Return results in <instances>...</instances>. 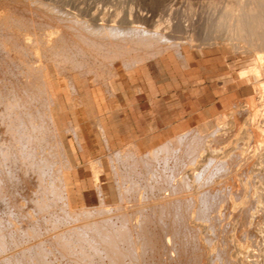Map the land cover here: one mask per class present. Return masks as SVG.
<instances>
[{
    "label": "rangeland",
    "instance_id": "obj_1",
    "mask_svg": "<svg viewBox=\"0 0 264 264\" xmlns=\"http://www.w3.org/2000/svg\"><path fill=\"white\" fill-rule=\"evenodd\" d=\"M25 1L21 0L19 6H26L27 2ZM42 1L44 3L47 1V5L48 1H50L49 3L55 5L56 8L59 7L58 9L65 8V12L68 10L72 12L76 11L81 17L88 16L87 18H90V14L95 13L99 22L112 23L116 19L121 25L126 23L127 25H125L128 28L138 29L139 26L141 31H136L141 36L138 35V38H136L137 33L135 34V31H130L131 34L127 30L118 31L114 38L119 43L125 41L126 38H131L130 36L133 34L132 37L134 38L132 39L138 40L139 42L145 38L143 40L144 44H141L143 46L135 45L139 49L142 48L140 49L141 51L144 50L147 52L149 50L150 52L148 51L146 58L142 60H138V58L134 59L130 55H125L124 58L121 57L123 58L121 60L120 57L112 60L107 55H104L106 54L104 51L97 53L92 48L80 42L83 47H86L88 52L82 66H73L70 61L80 58V54L76 49H72L69 52V56L71 54L70 59L66 55L68 54L67 50H62V48H58V52L57 49H54L47 51V53L45 52L43 55L39 53V56L35 57L33 54H26L24 49H19L20 47L23 48L24 45L20 47L17 45L18 48L16 47L15 50L20 55L16 54L17 52L15 50L7 47L12 45H4L6 42L2 44V40L5 41V37L8 34V30L4 26L2 27L3 31L0 30L2 32L0 33V53L3 51L0 54V60L2 59L1 57L6 62L7 59H12V62L15 64L17 62V65L14 66L15 64L10 63V61L4 63L1 60L0 62V96L7 95L4 99L2 98V101L0 99V104H2L0 105V121L2 120L3 122H0V148L3 149L2 152L0 150V175L2 177H0L2 179L0 183H3H1L2 185L0 184L2 187H0V229L5 231L4 233L2 232L5 239H0L2 241L0 245L3 244L4 246L3 242H5V249L0 246L2 247L0 248V252L4 253L0 255V259L3 258L2 261L0 260V264H9L8 262L13 264H28L30 261L29 264H44V260H48L46 261L47 264H113V259L116 257L115 253L117 254V252L120 253L121 251L123 252L118 254L117 257H121L122 259L116 257V264L119 261L120 264H128L129 262L131 264H264V241L259 243H251L248 241L250 239L249 236L253 233L261 239L264 238L263 153L259 157L256 156L250 167V170L252 169L254 173L250 181L257 186L258 196L262 197V201L259 202L260 207L257 210L258 212H255L256 223L252 224V226L246 224L243 227H239L236 225L239 221L237 219L239 214H236L241 210L231 211V208L228 209L229 197L228 188H226L224 191L226 195L223 192L225 196L223 195L222 198L219 196L214 197L211 199L212 206L210 209L203 210V212H207L206 214L204 213L203 220L205 219L209 225L207 224L204 233L203 231L199 232L197 230L198 225H196L195 221H199L200 219L196 217L197 212L193 209V204L188 199L190 192L192 193L195 190L197 184L190 176L189 170H195L199 166L200 161L197 160L198 158L199 160L200 158H205L204 174L210 172L212 181L234 180L236 182L235 189L237 192L240 191L238 192V194L240 193L239 196H242L244 192L248 191V198L250 197L251 186L248 184L249 186L247 187L245 184L248 172L246 173V169H244V156L236 155V147L238 146L250 154L256 152L257 149L258 152H262L260 150L261 148L255 149L254 145L256 143L254 144L253 139L248 137V123L244 119L247 115L248 108H250L248 105H251V101L258 108L264 100V94L261 93V88H259L261 87L260 83L243 81L240 78V74L243 70L249 68L264 67V0L240 1V3H243L240 4L242 5V9L240 8L241 11H239V14H242L239 20L242 33L234 32L235 23L232 25L230 22H234L235 19L232 20L230 18V20L228 17L230 22H227L224 11L218 10L224 9L225 5L230 3V1L239 2V0H214L215 2L213 0ZM248 2H253L254 4H249ZM47 5L41 4L38 1L34 4L32 2V7L38 6L36 7L38 10L45 7L46 11V16L43 14L45 12L43 9L41 12H37L38 14L36 15L38 18L36 15L34 17L35 24L40 20H45L44 18L49 20V17L55 16L54 12L52 13L53 15L50 13L52 10L50 11L49 9L50 12L48 11ZM1 10L3 11L2 5H0V13ZM246 11H250V15ZM253 11L254 13H252ZM222 15L226 20L224 22ZM26 24L28 27H33L29 23ZM23 25L22 27L19 26L21 28H18L19 31H17V28V32L15 30L13 31L20 34V31L24 28L28 29L24 23ZM155 25H160L161 30H166L171 36L165 35L166 33H164V35H156L154 37ZM70 30L69 32L72 34L71 32L73 31L72 29ZM146 32L145 37L144 33ZM127 34L128 37H126ZM2 35L5 36L2 37ZM97 35V33L91 34L93 38L96 36V39L101 40V37L99 38ZM175 42L182 45L185 54L189 57L188 59L179 56L180 53L177 50L180 47L179 44L175 45ZM167 44L172 46L164 50L159 47L166 46ZM4 47L5 49H3ZM6 47L11 51H7L8 49ZM143 47L146 48L144 49ZM158 47L161 49V52L160 50L158 51ZM52 51H56V55L59 53L60 55L57 57ZM8 52L11 58L9 56L7 57ZM151 52H154V54H151ZM21 54L23 59L27 55L26 60L28 59L30 64H38V62L40 63L42 60L44 61L53 55V62L56 63L57 58V62L61 66L66 62L64 64L67 68L60 67L61 69L64 68L60 70L63 73L61 72L60 74L58 65L56 66L53 62L55 69L49 73L52 77L46 72V79H50V87L53 93L52 97L51 94L49 95L39 87L41 81L39 78L42 77L41 73L36 72L32 77L24 73L26 66H22L21 63L19 64L20 61L16 60ZM46 54H49V56ZM133 54L135 53L133 52ZM3 55H6L5 57L7 59ZM29 55L31 58L33 57L32 59L34 61ZM15 56L17 57L16 59ZM59 56L63 57L61 58V60L63 59V63L59 61ZM13 59H15V62ZM28 62H25V64ZM18 64L20 67H18ZM93 64L95 65L92 66ZM90 65L97 72L95 70V72L90 71ZM114 66H117L116 68L120 67V70L117 71L115 68L113 71ZM23 67L24 70L21 69ZM94 73L97 75V78H94L96 83H87L88 77L93 76ZM116 76L119 79L118 82H115L117 80ZM71 77L76 80L78 94L76 91L74 92L73 86H70V80H67ZM32 78L36 86L30 84L28 88L31 89L28 90L26 86L29 82H33L29 81ZM10 81L13 86L10 84ZM1 87L4 88L3 90L6 89L8 91L5 90V93ZM10 90L15 92H10ZM31 90L35 93L32 94ZM16 101L19 102L16 103ZM12 102L13 104H18V106L14 105L15 107H13ZM235 102L240 103L239 107L234 108ZM50 106L55 116L54 120L51 116L52 113H49ZM19 115L20 117H18ZM233 120H236L237 127H234V123L232 124ZM215 133L219 135L217 134L218 136L215 137ZM205 134L207 136H204ZM208 146H213L219 155L227 149L230 150L228 157L229 165L218 167L214 160H209L208 158L211 156L209 155L210 150H208ZM200 150H203L202 156L198 155ZM34 151L37 153L35 154ZM118 155L119 157H117ZM168 159L169 161L166 162ZM142 161L145 162L142 163ZM28 162L31 163L29 164ZM169 170L172 171L171 174ZM144 171L145 173H143ZM197 171L200 172L202 170L198 168ZM57 180L60 182H57ZM54 182H56V186L60 183L57 186L58 189L53 185ZM47 190L54 191L49 192ZM242 191L243 193H241ZM67 194L70 196L66 197ZM167 196L183 197H181L182 201L174 202L173 205L171 203L164 210V208H160L161 202L159 204V201ZM224 197H227V200ZM221 200H224L225 205L222 210L220 208L222 204ZM205 205L207 206L206 203ZM84 209L86 210L84 211ZM136 210H138L137 213H135ZM71 211L77 214L78 218L77 216L75 218L78 221L80 220V223L84 219L83 217L81 221L82 216L90 215V217H93H88L89 219L85 217L83 221L88 226L87 229L84 225V229H87L85 232L89 231V233L87 232L85 234L84 229H82L83 234H85L82 236L83 238L80 234L82 233L80 229L83 224L81 225L75 221L76 219H73L75 215H72L74 213ZM81 211L82 216L79 215ZM119 211L122 214L126 211L130 212L128 214H130L131 218H128L129 221H126L125 225H119L123 223L121 221L122 217L118 216V214H121ZM191 211H195L196 214H189L192 213ZM132 214L136 215L132 217ZM139 214L142 216H139ZM105 215L110 216L112 220H110L111 224H109L110 222H103L104 224L99 226L94 223L95 221H101L99 218L103 217L100 216L105 217ZM139 217L141 220L145 219L143 220L145 224L143 226L141 225V227L139 225H133L135 219L140 221ZM91 219H94L93 223L98 228L92 223L88 225V222H92ZM170 220H173V222ZM56 223L57 227H55ZM75 225L76 227H74ZM79 225L81 226L78 227ZM120 226L126 227V230ZM72 227L75 230L78 229V232L80 231L78 235L80 234L81 241L77 237L78 242H76V233L73 232L75 231L74 229L72 231ZM237 227L240 228L238 232L235 229ZM91 228L92 230H90ZM69 229L70 231H68ZM108 229L109 232L111 231V233L116 234V237L114 236L115 238L113 240L110 239V241L106 239L104 242L100 237L103 235V237H110L109 235L111 234H108ZM119 229H124L125 234L128 233L127 237L125 234L124 236L122 234V238L119 237V233L121 234ZM35 230L38 233L33 234ZM127 230L130 231L128 232ZM98 231L100 235L96 233ZM56 232H59L58 235L62 236L58 238L59 240L53 235ZM70 232H72L71 236L69 234ZM90 232H93L96 239L98 238L100 240L95 244L92 242L97 249L92 246V243L87 241V239H90L89 236L93 235ZM236 233L244 240L242 244L237 243L233 239L236 237ZM198 234H203L201 235L203 236L202 239H200L201 236ZM9 235L11 239H9ZM37 235L39 236L37 237ZM66 235H68V238L70 236L69 239L71 242H66ZM133 235L135 238H133ZM62 238L66 243L60 241ZM84 238L86 241H82ZM40 239H43L42 242ZM129 239L131 241L133 239L134 241L128 242L130 241ZM150 239L152 246L150 245ZM13 240L17 244L15 249H13L15 244L11 243ZM142 240L147 242L144 243ZM6 241L11 246H7ZM36 241L41 245L40 248L46 245L44 249L42 248L43 252L41 251L44 254L46 250V254L44 256L38 252L39 255H36L35 261L33 254L40 250H38L39 245H36ZM102 242L105 244H102ZM24 243L26 245H23ZM107 243L115 246V249L114 247L110 249L109 246L112 245ZM143 243L145 244L144 246H142ZM20 244L23 247L20 250L24 251L23 256H26L25 254H27L29 245L28 254H31L29 256L30 258L33 257V260L29 258L28 254V258L22 257V252L18 249V247L20 249L22 248ZM62 244H67L68 246L64 245L63 247ZM90 244L91 246L88 247ZM36 246L38 247L36 248ZM33 251L34 253H32ZM7 254L9 255L7 256ZM42 255L45 258H43L44 260H41ZM5 257L9 258V261ZM38 257L40 260H38ZM135 260L137 263H135Z\"/></svg>",
    "mask_w": 264,
    "mask_h": 264
},
{
    "label": "bare ground",
    "instance_id": "obj_2",
    "mask_svg": "<svg viewBox=\"0 0 264 264\" xmlns=\"http://www.w3.org/2000/svg\"><path fill=\"white\" fill-rule=\"evenodd\" d=\"M25 1V0H24ZM36 1H38V2H40L41 4H46L47 5V1H46V3H44L42 0H32V1H25V2H27L26 3V6H24V7H20L19 6V4L21 3V0H0V5H2V8H3V11L1 10V13H0V30L1 31H3L2 30V27L4 26L7 30H8V34L6 33V31H5V33L7 34V36L5 37L6 39H5V41L4 40H2V44H3V42H6V43H4V45H12V46H7V47H10L9 49H12V50H15V48L17 47V45H18V47H20L21 45H24L23 46V48L22 47H20L19 49H24V51H25V53L26 54H33V55H35V57L36 56H39V53L41 54V55H43L45 52L47 53V51H51V50H54V49H57V52H58V48H62V50H67V53L68 54H66L67 56H68V58L70 59V56H71V54H70V56H69V52H71V50L72 49H76L77 51H78V53L80 54V58H78V60H74V59H72L71 61H70V63H72V65L74 66V65H77V66H82V63H83V61H85V56L87 55V49H86V47H83L82 45H81V43H84L87 47H90V48H92V50H94V51H96L97 53L98 52H105L106 54H104V55H107L110 59H117V58H119L120 57V60L121 59H123L124 58V56L125 55H130V57L132 56V58H134V59H137L138 58V60H142V59H144V58H146V54L148 53V51L147 52H145L144 50H140V49H142V48H138L137 47V45H135V44H138V46H143V45H141V44H144L143 43V40L145 39V38H143L144 36H145V34H147V32L146 33H144V36L142 37L143 39H141L142 41L141 42H139L138 40H135V39H132V38H134V37H132V36H130L131 38H126V37H128V34L126 35V40L125 41H123V42H118L117 40H115V35L117 34V32L118 31H124V30H127V31H135V34L137 33V37L136 38H138L139 36H141V35H139L138 34V30H140L139 28V26H138V29L137 28H128L125 24H123V25H121L120 24V22L118 23L117 22V20L115 19V20H113L114 22H112V23H107V22H103V21H101V22H99L98 21V17H97V15L95 14V13H92V14H90L89 16H90V18H87V17H81L80 16V14H78L76 11L75 12H72L71 10L69 11L68 9H66V10H68V11H64V9H58L59 7H57L56 8V6L55 5H52V3H49L50 1H48V5H47V8H48V11H49V9H50V11L52 10V12H50L51 14L54 12L55 13V16L53 17H49V20L47 19V18H44L45 20H40L39 22H37L36 24H37V26H35L36 24H35V20H34V17H35V15L36 14H38L39 12L38 11H40L41 12V10L43 9L44 11H45V7L44 8H42V9H37L36 7H38V6H36V7H32L31 5H32V2H33V4L36 2ZM240 1H242V0H239V2H236V1H230V3H227L226 5H225V7H224V9H218V10H221V11H224V16H225V18H227V22H230V20L232 19V20H234L235 19V21L234 22H230V23H232V25H233V23H235V29H234V32H238V33H242V29H241V26H240V24H239V20H240V18H241V16H242V14L240 15L239 14V11H241V7H242V5H240V4H243V3H240ZM252 1V0H251ZM213 2H215L214 0H213ZM244 2V1H243ZM256 2V1H255ZM28 3H31V4H29L28 5ZM249 4L251 3V2H248ZM248 3H246V4H248ZM253 3V2H252ZM251 3V4H252ZM51 4V5H50ZM54 4V3H53ZM212 4H214V3H212ZM245 4V3H244ZM254 4V3H253ZM23 5H25V4H23ZM244 6V5H243ZM4 7H5V9H4ZM246 7H247V5H246ZM261 7V6H260ZM61 8V7H60ZM241 8V9H240ZM250 8V7H249ZM216 9V8H215ZM240 9V10H239ZM249 10V9H248ZM64 11V12H63ZM250 11H251V9H250ZM249 11V12H250ZM38 12V13H37ZM43 12V11H42ZM118 12V11H117ZM249 15H250V13L248 12V11H246ZM28 13V14H27ZM50 13H49V15H50ZM88 13V12H87ZM139 13V12H138ZM219 13V12H218ZM246 13V14H247ZM252 13H254V11L252 12ZM41 14V13H40ZM40 14H39V16H40ZM45 16H46V11L43 13ZM48 14V13H47ZM245 14V13H244ZM243 14V15H244ZM53 15V14H52ZM117 15V14H116ZM248 15V16H249ZM51 16V15H50ZM223 16V15H222ZM224 16H223V18H224ZM246 16V15H245ZM36 17H37V15H36ZM41 17H43L42 15H41ZM48 17V16H47ZM146 17V16H145ZM228 17H229V19H228ZM38 18V17H37ZM36 18V19H37ZM225 18L223 19V22H224V20H225ZM39 19H41L40 17H39ZM47 19V20H46ZM103 19V18H102ZM229 20V21H228ZM38 21V20H37ZM226 21V20H225ZM117 22V23H116ZM227 22H226V24H227ZM23 23L26 25V27H28L27 26V24L26 23H29V24H31L33 27H28V29H26V28H24L23 30H21L20 31V34H17L16 32L17 31H19V29H21V28H19V26L20 27H22V25H23ZM222 23V22H221ZM157 24V23H156ZM159 24V23H158ZM2 25V26H1ZM30 25V26H31ZM231 25V24H230ZM121 26V27H120ZM125 26V27H124ZM23 27H25L24 25H23ZM132 27V26H131ZM155 27H156V29H155V31H154V37H156V35H164V33H166L165 35H169L167 32H166V30L165 31H162L161 30V28H160V25H155ZM167 27H169V26H167ZM16 28L18 29L17 31H16ZM125 28H127V29H125ZM142 28V27H141ZM144 28V27H143ZM70 29H72V31L73 32H71L72 34H70V32H69V30ZM13 30H15L16 32H14ZM137 30V31H136ZM0 31V33H2ZM71 31V30H70ZM141 31V30H140ZM139 31V32H140ZM128 32V33H129ZM130 32V33H131ZM152 32V31H151ZM95 34V33H97L98 35L97 36H99V38L101 37V40L100 39H96V36H95V38H93L92 36H91V34ZM163 33V34H162ZM5 34V35H6ZM132 34V33H131ZM150 34V33H149ZM5 35H2V37L3 36H5ZM72 35V36H71ZM139 35V36H138ZM150 35H153V34H150ZM157 36V37H158ZM169 36H171V35H169ZM0 37H1V35H0ZM146 37V36H145ZM98 38V37H97ZM121 38V37H120ZM151 38V37H150ZM161 38V37H160ZM4 39V38H3ZM128 39V40H127ZM156 39V38H155ZM158 39V38H157ZM161 40V39H160ZM1 41V40H0ZM136 41H137V43H136ZM156 41H159V40H156ZM168 41V40H167ZM257 41V40H256ZM81 42V43H80ZM150 42V41H149ZM148 42V43H149ZM145 43H147V42H145ZM151 43V42H150ZM172 43V42H171ZM170 43V44H171ZM176 43V42H175ZM170 44H167L166 46H159L160 48H162L163 50L164 49H166V48H170L172 45H170ZM179 43H176L175 45H178ZM3 45V46H4ZM13 45H15L14 46V48H13ZM2 46V45H1ZM152 46V45H151ZM258 46V45H257ZM6 47V48H7ZM12 47V48H11ZM17 47V48H18ZM137 47V48H136ZM153 47V46H152ZM156 47V46H155ZM158 47V51L160 50V52H161V49ZM179 47L180 48H178V50H177V52L178 53H180L179 54V56L180 57H184V59L186 58V59H188L189 57L185 54V52H184V48L182 47V45H180L179 44ZM144 48V47H143ZM146 48V47H145ZM144 48V49H145ZM149 48V47H148ZM2 49V48H1ZM3 49H5V47L3 48ZM8 49V48H7ZM9 49L7 50V51H9ZM153 49V48H152ZM147 50V49H146ZM155 50V49H154ZM162 50V51H163ZM3 51V50H2ZM2 51H1V53H2ZM6 51V50H5ZM11 51V50H10ZM9 51V52H10ZM135 53V54H133V52ZM140 51H141V53H140ZM144 51V52H143ZM155 51H157V50H155ZM7 53V57L9 56H11V55H8V54H10V53ZM15 52H17L16 50H15ZM53 53H54V55H56L57 54V52L55 53L54 51H52ZM51 52V53H52ZM60 52V51H59ZM131 52H132V54H131ZM150 52V51H149ZM159 52V53H160ZM0 53V54H1ZM21 53V52H20ZM137 53H138V55H137ZM158 53V52H157ZM11 54H13V52H11ZM16 54H19L18 52L16 53ZM23 54V53H22ZM22 54H21V56L20 57H18V59H16L17 57L15 56V59L16 60H18V61H20L19 62V64L21 63L22 64V66L24 65V66H26L25 67V70H24V67L23 68H21L22 70H24V73L26 74V75H29L30 77H32L34 74H36V72H38V73H41L42 74V77L41 78H39V80L41 79V81H40V89L42 88L43 90H45L49 95L51 94V97L53 96V93H52V88L50 87V79L48 80V79H46V72L48 73V75H49V73L53 70V69H55V64H56V66L57 67H59V71L60 70H63L64 68H60V67H66V62H64L63 63V59L61 60V58H63V57H60L59 58V61L61 62L62 61V65L63 66H61V65H59V63L57 62L58 61V58L55 60L56 61V63L55 62H53L54 61V55L53 56H50V57H52L51 59H49V58H47V59H49V60H42L40 63L38 62V64H33V63H31L30 64V62H28V59L26 60V57H27V55H25V58L23 59L22 58ZM76 54V53H75ZM100 54V53H99ZM141 54V55H140ZM143 54H145V55H143ZM151 54H154V52H151ZM20 55V54H19ZM18 55V56H19ZM46 55H48L49 56V54H46ZM58 55H60V53L58 54ZM58 55H56L57 57H58ZM65 55V56H66ZM4 56V55H3ZM6 56V55H5ZM4 56V57H5ZM13 56V55H12ZM30 56V55H29ZM48 56H46V57H48ZM91 56V55H90ZM139 56H141V58H139ZM154 56V55H153ZM257 56H258V54H257ZM41 57H43V56H41ZM44 57H45V55H44ZM43 57V58H44ZM94 57V56H93ZM121 57H123V58H121ZM258 57H261V56H258ZM2 59L1 60H3V57H1ZM6 58V57H5ZM11 58V57H10ZM14 58V57H13ZM30 58H31V56H30ZM33 58V57H32ZM31 58V59H32ZM76 58V57H75ZM7 59V58H6ZM15 59H13L14 60V62H15ZM38 59H39V57H38ZM53 59V60H52ZM261 59H262V57H261ZM1 60H0V62H1ZM33 60V59H32ZM32 60H30L31 62H32ZM10 61V63H12V64H15V63H13L12 62V59L10 60V59H7V62H9ZM34 61V60H33ZM64 61H65V59H64ZM110 61V60H109ZM124 61H125V59H124ZM128 61H130V60H128ZM262 61V60H261ZM264 61V60H263ZM3 62L5 63L6 61H4L3 60ZM6 62V63H7ZM24 64H23V63ZM25 62H28L27 64H25ZM55 63V64H53V63ZM131 62V61H130ZM110 63V62H109ZM11 64V65H12ZM18 64V65H19ZM1 65H2V63H1ZM4 65V64H3ZM17 65V62H16V64L14 65V66H16ZM65 65V66H64ZM95 64H93L92 66H94ZM120 65V64H119ZM8 66H10V65H8ZM21 66V67H22ZM68 66V65H67ZM76 66V67H77ZM91 66V65H90ZM90 67V71H94L95 69H94V67ZM118 66V65H117ZM117 66H114L113 68V71L115 70V68L117 67ZM126 66V65H125ZM11 67V66H10ZM18 67H20V65L18 66ZM75 67V68H76ZM6 68H8V67H6ZM5 68V69H6ZM12 68V67H11ZM14 68H16V67H14ZM67 68V67H66ZM93 70H92V69ZM74 69V68H73ZM7 70H9V68L7 69ZM12 70V69H11ZM20 70V69H19ZM102 70V69H101ZM116 70L117 71H119L120 70V67L119 68H116ZM90 71H87V72H90ZM96 71V70H95ZM94 71V72H95ZM117 71H116V73H117ZM20 72H21V70H20ZM19 72V73H20ZM53 72V71H52ZM61 72L62 71H60V74H61ZM66 72H67V70H66ZM97 72V71H96ZM23 73V72H22ZM63 73V72H62ZM115 72H114V74H116ZM120 73H121V71H120ZM18 74V73H17ZM112 74V73H111ZM19 75H21V74H19ZM24 75V74H23ZM55 75V74H54ZM96 75V73H94L93 74V76H89L88 77V81H87V83H90V84H95L96 83V81L94 80V78H97V75ZM49 76H51L52 77V75H49ZM26 77V76H25ZM119 77V76H118ZM7 78V77H6ZM6 78H4V79H6ZM56 78H57V76H56ZM240 78L244 81V80H246L248 83L249 82H253V83H260V85H261V87H259V88H261V93H263L264 94V67H261V66H258V68H249V69H247V70H243L242 72H241V74H240ZM7 79H9V78H7ZM115 79V78H114ZM116 79H117V76H116ZM35 80V79H34ZM67 80H70V83H71V87L73 86V88H74V92L76 91V93L78 94V89H77V85H76V80L74 79V78H70V79H67ZM118 80L119 79H117L115 82H118ZM29 81H33V78H32V80H29ZM24 82H25V80H24ZM112 83H113V81H111ZM26 83V82H25ZM32 83H34V84H32ZM70 83H68V84H70ZM239 83V82H238ZM10 84H11V81H10ZM34 85V86H36V83H35V81H33V82H29L28 84H27V88H28V85ZM55 84V83H54ZM117 84V83H116ZM1 85V84H0ZM12 85V84H11ZM14 85H15V83H14ZM38 85V84H37ZM59 85V84H58ZM81 85V84H80ZM259 85V86H260ZM13 86V85H12ZM25 86V85H24ZM23 86V87H24ZM57 86V85H56ZM105 86V85H104ZM253 87H255V86H253ZM257 87V86H256ZM2 88V87H1ZM25 88V87H24ZM258 88V89H259ZM4 88H2V91H5V90H3ZM16 89H17V87H16ZM16 89H15V91H16ZM26 89V88H25ZM31 89V88H30ZM29 88H28V90H30ZM14 90V89H13ZM13 90H10V92H15V91H13ZM6 91H8V90H6ZM6 91H5V93H6ZM32 92V94H34L33 93V90H31ZM42 91V90H41ZM54 91V90H53ZM17 92V91H16ZM26 92H28L27 90H26ZM3 93V92H2ZM4 93V94H5ZM24 93V92H23ZM76 93H74L75 95H76ZM3 94V95H4ZM27 94V93H26ZM26 94H25V96H26ZM2 95V96H3ZM29 95H30V92H29ZM29 95H27V97H29ZM17 96V95H16ZM15 96V97H16ZM32 96V95H31ZM38 96V95H37ZM77 96V95H76ZM5 97H7V95L5 94V96H3V97H1L0 96V99H1V101H2V98L4 99ZM9 97V96H8ZM20 97H22V96H20ZM35 97V96H34ZM17 99V98H16ZM15 99V100H16ZM21 99V98H20ZM35 99V98H34ZM79 99V98H78ZM77 99V100H78ZM264 99V98H263ZM76 100V101H77ZM24 101V100H23ZM15 102V101H14ZM19 101H16V103H18ZM32 102V101H31ZM81 102V101H80ZM56 103V102H55ZM12 104H13V102H12ZM24 104V103H23ZM251 105H248V106H250V108H248V111H247V115H246V117H245V119L244 120H246L247 121V123H248V129H247V135H248V137L249 138H252L253 140V143L255 144L256 143V145H254V147H255V149L256 148H261L260 150H262V152H258V149L256 150V152H254L253 154H250V153H246L245 151H244V149H242V148H240V147H236V155L238 154V155H242V156H244V169H246V173L248 172V174H247V180H245V184H246V186L248 187L249 185L248 184H250V186H251V190H250V197L248 198V191L247 192H244V194H242V196H239V194H238V192H240V191H238L237 192V190L235 189V181L233 180V181H227V180H225V181H221V180H219L218 182H214V181H212L211 180V174H210V172H208V173H205L204 174V168H205V163H204V161H205V158L204 159H201L200 158V160H199V158L197 159L198 161H200V164H199V166L197 167V168H195V170L194 169H192V170H189L190 172H189V174H190V176L196 181V188H195V190L191 193L190 192V196L188 197V199L190 200V202H192V204H193V209H195L196 210V212H197V214H196V212L195 211H191L192 213H189V214H196L197 216L196 217H199V221H195V223H196V225H198V229L197 230H199V232H202L203 231V233H204V231H205V229H206V227H207V224L208 223H206V220L204 219L203 220V218H204V215L207 213L206 211L205 212H203V210H208V209H210V207L212 206V201H211V199H213L214 197H216V196H219L220 198H222L223 197V195L225 194V189L226 188H228V199H229V205L227 206L228 207V209L229 208H231V211L232 210H237V211H239V210H241L239 213H237L236 215H238V217H237V219L239 220L238 222H237V224L236 225H238L239 227L241 226V227H243V226H245L246 224H248L249 226L251 225L252 226V224H255L256 223V215H255V212H258L257 210H258V208L260 207V205H259V202H261L262 200H261V196H258V189H257V186L255 185V184H253L251 181H250V178L253 176V170L251 169L250 170V167L252 166V164H253V162H254V160H255V158H256V156H261L262 155V153H263V155H264V100H263V102H261L260 103V105L261 106H259L258 108H257V106H255L254 105V103L251 101V103H250ZM256 104V103H255ZM0 105H2V104H0ZM4 105V104H3ZM14 105H17L18 106V104H13V107H15ZM50 105V104H49ZM239 105H240V103L238 102H235L234 103V108L236 107H239ZM12 106V105H11ZM5 107V106H4ZM19 107H20V105H19ZM256 107V108H255ZM261 107V108H260ZM6 108V107H5ZM37 108V107H36ZM4 109V108H3ZM2 109V110H3ZM12 109V108H11ZM33 109V108H32ZM8 110V109H7ZM14 110V109H13ZM17 110V109H16ZM34 110V109H33ZM18 111V110H17ZM16 111V112H17ZM28 111V110H27ZM22 113V112H21ZM49 113H52L51 114V116H52V119L54 120V118H55V116H54V114H53V110L51 109V106L49 107ZM2 114V113H1ZM16 114V113H15ZM17 114H19L18 112H17ZM37 114V113H36ZM22 115V114H21ZM35 115V114H34ZM42 115V114H41ZM18 117H20V115L18 116ZM22 117V116H21ZM41 118V117H40ZM29 119V118H28ZM39 120V119H38ZM49 120V119H48ZM32 121V120H31ZM40 121V120H39ZM43 121V120H42ZM0 122H2V120L0 121ZM30 122V121H29ZM41 122V121H40ZM245 122V121H244ZM3 123V122H2ZM34 123V122H33ZM43 123V122H42ZM234 123V127L236 126L237 127V122H236V120H233L232 121V124ZM28 124V123H27ZM226 124V123H225ZM74 125V124H73ZM15 126V125H14ZM17 126V125H16ZM19 126V125H18ZM40 126H42V125H40ZM232 126V125H231ZM37 127V126H36ZM26 128V127H25ZM232 128V127H231ZM8 129V128H7ZM15 130V129H14ZM13 130V131H14ZM28 130V129H27ZM216 130V129H215ZM215 130H213V131H215ZM18 131V130H17ZM48 131V130H47ZM32 132V131H31ZM37 132V131H36ZM40 132V131H39ZM189 132V131H188ZM10 133V132H9ZM15 133V132H14ZM193 133V132H192ZM28 134V133H27ZM27 134H25V135H27ZM34 134V133H33ZM105 134V133H104ZM188 134V133H187ZM186 134V135H187ZM218 134V133H217ZM216 133L214 134L215 135V137L216 136H218ZM226 134V133H225ZM22 135V134H21ZM39 135H41V134H39ZM24 136V135H23ZM204 136H207L206 134L204 135ZM193 137V136H192ZM220 137V136H219ZM25 138V137H24ZM30 138V137H29ZM28 138V139H29ZM105 138H107V137H105ZM176 138H177V136H176ZM185 138V137H184ZM22 139V138H21ZM27 139V138H26ZM31 139H33V138H31ZM206 139V138H205ZM19 140H20V138H19ZM221 140V139H220ZM233 140V139H232ZM15 141H17V140H15ZM23 141V140H22ZM26 141V140H25ZM29 141V140H28ZM184 141V140H183ZM11 142V141H10ZM185 142H187V141H185ZM3 143V142H2ZM59 143V142H58ZM182 143V142H181ZM0 144H1V142H0ZM22 144V143H21ZM20 144V145H21ZM8 145V144H7ZM25 145V144H24ZM134 145V144H133ZM23 146V145H22ZM171 146V145H170ZM13 147V146H12ZM29 147V146H28ZM10 148V147H9ZM20 148V147H19ZM33 148V147H32ZM48 148V147H47ZM168 148V147H167ZM208 148V150H210V158H208L209 160H214L215 161V163H217V166L219 167V166H222L223 167V165H229V161H228V157H229V152H230V150H226V151H224L223 153H220L221 155H219V154H217V152L215 151V148L213 147V146H208L207 147ZM39 149V148H38ZM0 150H1V152H2V148H0ZM36 150V149H35ZM123 150V149H122ZM43 151V150H42ZM117 151V150H116ZM8 152V151H7ZM35 152V151H34ZM54 152V151H53ZM56 152H58V151H56ZM134 152V151H133ZM186 152V151H185ZM190 152V151H189ZM37 152H35V154H36ZM115 153V152H114ZM159 153H162V152H159ZM202 153H203V150H200L199 151V156H202ZM260 153V154H259ZM11 154V153H10ZM132 154V153H131ZM135 154V153H134ZM2 155V154H1ZM5 155V154H4ZM125 155V154H124ZM127 155V154H126ZM8 156V155H7ZM21 156H22V154H21ZM53 156V155H52ZM6 157V156H5ZM35 157V156H34ZM39 157V156H38ZM50 157H51V154H50ZM49 157V158H50ZM117 157H119V155L117 156ZM122 157V156H121ZM131 157V156H130ZM138 157V156H137ZM162 157V156H161ZM22 158V157H21ZM20 158V159H21ZM128 158V157H127ZM132 158V157H131ZM160 158V157H159ZM1 159V158H0ZM53 159V158H52ZM64 159V158H63ZM119 159V158H118ZM163 159H165V158H163ZM23 160H24V158H23ZM41 160V159H40ZM127 160V159H126ZM164 161V160H163ZM169 161V159L166 161V162H168ZM21 162H23V161H21ZM38 162H39V160H38ZM41 162V161H40ZM49 162V161H48ZM97 162V161H96ZM116 162V161H115ZM127 162H128V160H127ZM126 162V163H127ZM138 162V161H137ZM140 162V161H139ZM143 162H145V161H142V163ZM1 163V162H0ZM29 164L31 163V162H28ZM44 163V162H43ZM51 163V162H50ZM141 163V164H142ZM10 164V163H9ZM12 164V163H11ZM24 164V163H23ZM39 164V163H38ZM41 164V163H40ZM100 164V163H99ZM117 164V163H116ZM135 164V163H134ZM7 165V164H6ZM35 165H37V164H35ZM157 165V164H156ZM164 165V164H163ZM171 165V164H170ZM1 167V166H0ZM5 167V166H4ZM30 167V166H29ZM35 167V166H34ZM65 167V166H64ZM146 167V166H145ZM183 167V166H182ZM129 168V167H128ZM198 168H200L202 171H197V169ZM131 169H133V168H131ZM154 169V168H153ZM178 169V168H177ZM176 169V170H177ZM230 169V168H229ZM127 170V169H126ZM125 170V171H126ZM173 170V169H172ZM36 171V170H35ZM59 171H60V169H59ZM135 171V170H134ZM170 171V170H169ZM179 171V170H178ZM132 172V171H131ZM171 172L172 171H170V174H171ZM184 172V171H183ZM186 172V171H185ZM41 173V172H40ZM53 173V172H52ZM120 173V172H119ZM130 173V172H129ZM143 173H145V171L143 172ZM179 173V172H178ZM187 173V172H186ZM117 174V173H116ZM121 174V173H120ZM49 175V174H48ZM95 175V174H94ZM123 175V174H122ZM175 175V174H174ZM173 175V176H174ZM188 175V174H187ZM129 176V175H128ZM217 176V175H216ZM262 176L264 177V171H263V173H262ZM0 177H1V175H0ZM46 177V176H45ZM49 177V176H48ZM64 177V176H63ZM123 177V176H122ZM183 177V176H182ZM2 178V177H1ZM50 178V177H49ZM66 178H67V176H66ZM129 179V178H128ZM0 180H2V179H0ZM53 180L55 181V179L53 178ZM62 180V179H61ZM66 180V179H65ZM64 180V181H65ZM132 180V179H131ZM130 180V181H131ZM217 180V179H216ZM52 181V180H51ZM59 180H57V182H58ZM63 181V180H62ZM69 181H71L70 179H69ZM60 182V181H59ZM121 182V181H120ZM2 183V182H1ZM0 183V184H1ZM46 183V182H45ZM44 183V184H45ZM55 183L56 182H54L53 183V185H55ZM69 183H71V182H69ZM68 183V184H69ZM3 184V183H2ZM1 184V185H2ZM48 184V183H47ZM59 184L60 183H58V185L57 186H59ZM65 184H66V182H65ZM65 184H63V185H65ZM176 184V183H175ZM1 185H0V187H1ZM52 185V184H51ZM71 185V184H70ZM45 186V185H44ZM49 186V185H48ZM56 185H55V187H56V189H58V187H57ZM66 186V185H65ZM181 186V185H180ZM50 187V186H49ZM61 188H62V186H60ZM164 187V186H163ZM170 187V186H169ZM183 187V186H182ZM2 188V187H1ZM44 188V187H43ZM46 188V187H45ZM51 188H52V186H51ZM50 188V189H51ZM66 188V187H65ZM121 188V187H120ZM124 188V187H123ZM42 189V188H41ZM49 189V188H48ZM55 189V188H54ZM136 189V188H135ZM178 189V188H177ZM245 189V188H244ZM43 190V189H42ZM63 190H65V189H63ZM69 190V189H68ZM67 190V191H68ZM123 190V189H122ZM170 190V189H169ZM240 190V189H239ZM243 190V189H242ZM47 191H49V190H47ZM50 191H54V190H50ZM49 191V192H50ZM56 191H58V190H56ZM60 191H62V190H60ZM219 191H221V192H219ZM66 192V191H65ZM69 192V191H68ZM67 192V193H68ZM138 192V191H137ZM172 192V191H171ZM223 192H224V194H223ZM46 193V192H45ZM127 193V192H126ZM170 193V192H169ZM215 193H217V194H215ZM241 193H243V191L241 192ZM42 194V193H41ZM55 194V193H54ZM70 194V193H69ZM69 194H67L66 195V197H69L70 195ZM142 194V193H141ZM176 195H178V194H176ZM226 195V194H225ZM224 195V196H225ZM180 196H178V197H165V198H163V200H161V201H159V204H160V202H161V205H160V208H164V210H165V208L167 209V207L172 203V205H173V203L174 202H178L179 200L180 201H182V199H181V197H183V196H181L180 198H179ZM41 198V197H40ZM64 198H65V196H64ZM71 198V197H70ZM224 198H226V200H227V197H224ZM45 199V198H44ZM120 199H121V197H120ZM36 200V199H35ZM40 200H42V199H40ZM47 200V199H46ZM69 200H71V199H69ZM225 200V199H224ZM224 200H221V202H222V204H221V210L223 209V207L225 206L224 205ZM67 201H68V199H67ZM188 201V200H187ZM211 201V202H210ZM216 201V200H215ZM68 202H70V201H68ZM42 203V202H41ZM187 203H189V202H187ZM205 203L207 204V206L205 205ZM208 203H210L209 205H208ZM192 204H190V205H192ZM102 205V204H101ZM118 205V204H117ZM186 205V204H185ZM150 206V205H149ZM93 207V206H92ZM118 207V206H117ZM120 207V206H119ZM137 208V207H136ZM175 208V207H174ZM86 209H88V208H86ZM86 209H84V211L86 210ZM120 209H121V207H120ZM161 209V210H162ZM169 209V208H168ZM190 209H192V207H190ZM192 209V210H193ZM39 210H42V209H39ZM63 210V209H62ZM70 210H71V206H70ZM129 210V209H128ZM157 210V209H156ZM160 210V211H161ZM83 211V210H82ZM82 211H81V214H79L80 216H82ZM97 211V210H96ZM95 211V212H96ZM100 211V210H99ZM137 211L138 210H136V212L135 213H137ZM67 212V211H66ZM72 212V211H71ZM87 213H88V211H86ZM101 212V211H100ZM102 212H103V210H102ZM120 212V211H119ZM127 212V211H126ZM124 213V214H122L121 212V214L119 215L118 213H116V214H118V216H121L122 218H123V220H122V218H121V221H123V223H121V224H119V225H125V222L126 221H129L128 220V218L130 217V214H128V213H130V212H127V213ZM141 212V211H140ZM195 212V213H194ZM34 213V212H33ZM72 213H74V214H72V215H75V216H73L74 218L73 219H76L75 217L77 216V214H75V212H72ZM87 213H85V214H87ZM97 213H99V212H97ZM96 213V214H97ZM132 213H134V212H132ZM205 213V214H204ZM264 213V212H263ZM63 214V213H62ZM69 214H71V213H69ZM89 214V213H88ZM158 214V213H157ZM160 214H161V212H160ZM163 214V213H162ZM181 214V213H180ZM55 215V214H54ZM67 215V214H66ZM71 215V216H72ZM99 215V214H98ZM108 215V214H107ZM136 215V214H135ZM134 214H132V217L133 216H135ZM141 214H139V216H140ZM165 215V214H164ZM70 216V215H69ZM68 216V217H69ZM79 216V217H80ZM138 216V215H137ZM142 216V215H141ZM145 216V215H144ZM149 216V215H148ZM147 216V217H148ZM260 216V215H259ZM59 217V216H58ZM65 217V216H64ZM83 217H84V219H83ZM85 217H90V215H85V216H82V218H81V221H82V219H83V221L85 220ZM100 217H103V218H99V217H97V218H99L101 221H93L92 219V222L90 221V222H88V225H90L91 223L93 224V225H95L96 226V224H98L99 226H101L102 224H104L103 222H105V223H107V222H110V220H111V218H110V216H106L105 215V217L104 216H100ZM167 217H168V215H167ZM173 217V216H172ZM171 217V218H172ZM194 217V216H193ZM192 217V218H193ZM195 217V218H196ZM1 218V217H0ZM77 218H78V216H77ZM90 218H93V217H90ZM96 218V219H97ZM131 218V217H130ZM135 218V217H134ZM161 218V217H160ZM163 218H164V216H163ZM170 218V219H171ZM174 218V217H173ZM191 218V219H192ZM89 219V218H88ZM98 219V220H99ZM148 219V218H147ZM191 219H189V220H191ZM72 220V219H71ZM133 220V219H132ZM139 220L140 221H137L136 219L134 220V223H133V225H135V226H137V225H139L140 227H141V225L143 226V224H145V222L143 221V220H145V219H140V217H139ZM163 220V219H162ZM188 220V221H189ZM194 220H197V219H194ZM263 220H264V218H263ZM49 221V220H48ZM64 221V220H63ZM74 221V220H73ZM75 221H77V222H79V224H83V226L81 227V231H82V233H80V231L78 232V229H74L73 227L71 228L72 229V231H73V229L75 230V231H73V232H75L76 234V236H75V239L77 240V237H78V240L79 241H81V239H80V234H81V237L83 236V235H85L87 232L89 233V231H86L85 232V230H87L88 229V226H86L87 225V223L86 222H84L83 223V221H82V223H80V220L78 221L77 219L75 220ZM74 221V223L77 225V223ZM112 221V220H111ZM115 221V220H114ZM131 221V220H130ZM164 221V220H163ZM171 221V220H170ZM192 221V220H191ZM56 222V221H55ZM65 222V221H64ZM96 223V224H94V223ZM133 222V221H132ZM132 222H130V223H132ZM171 222H173V220L171 221ZM85 223H86V225H85ZM90 223V224H89ZM169 223V222H168ZM195 223H193V224H195ZM66 224V223H65ZM64 224V225H65ZM109 224H111V222L109 223ZM114 224V223H113ZM163 224V223H162ZM257 224H258V222H257ZM57 225V223L55 224V227H57L56 226ZM74 225V224H73ZM76 225L74 226V227H76ZM81 225H79L78 227H80ZM84 225H85V227L87 228V229H84ZM106 225V224H105ZM150 225V224H149ZM209 225V224H208ZM72 226V225H71ZM70 226V227H71ZM162 226V225H161ZM18 227V226H17ZM97 227V226H96ZM121 228H125V230H126V227H122V226H120ZM168 227V226H167ZM172 227V226H171ZM239 227H237V228H235L236 229V231L238 232V231H240V230H238V229H240ZM264 227V226H263ZM3 228V227H2ZM19 228V227H18ZM17 228V229H18ZM29 228H31V227H29ZM53 228V227H52ZM64 228V227H63ZM68 228V227H67ZM66 228V229H67ZM98 228V227H97ZM106 230H107V228L106 227H104ZM28 229V228H27ZM82 229H84V232H85V234H83L84 232H83V230ZM134 229V228H133ZM168 229V228H167ZM244 229V228H243ZM1 230V229H0ZM90 230H92V228L90 229ZM98 230V229H97ZM99 230H100V228H99ZM125 230L124 229H119V231L121 232V234L119 233V237H121L122 236V234H123V236H124V234H125ZM262 230H263V228H262ZM27 231H29V230H27ZM31 231V230H30ZM63 232H64V230H62ZM68 231H70V229L68 230ZM77 231V232H76ZM95 231H96V228H95ZM94 231V232H95ZM116 231V230H115ZM128 231V230H127ZM126 231V232H127ZM130 231V230H129ZM128 231V232H129ZM135 231V230H134ZM5 232L4 230L2 231L1 230V232H0V235H1V237H0V239L2 238V240H4L5 238H4V235H3V233ZM106 232V231H105ZM108 232H109V229H108ZM141 232V231H140ZM198 232V233H199ZM2 233V234H1ZM11 233V232H10ZM27 233V232H26ZM34 233H38V232H36V230L35 231H33V234ZM58 233L59 232H56L55 234H53V235H55L56 236V238H57V240H59L58 238H61L62 236L61 235H58ZM61 234H62V232H60ZM71 233L72 232H70L69 234H70V236H71ZM78 233H80L79 235H78ZM90 233H93V232H90ZM96 233H98V235H100V233H99V231L98 232H96ZM107 233V232H106ZM116 233V232H115ZM136 233V232H135ZM139 233V232H138ZM144 233V232H143ZM8 234V233H7ZM17 234V233H16ZM28 234V233H27ZM31 234V233H30ZM57 234V235H56ZM68 234V235H69ZM104 234V233H103ZM108 234H111V235H109L110 237H100L101 238V240L102 241H106V239L108 240V241H110V239L111 240H113L115 237H116V234H114L113 232L111 233V231L108 233ZM127 234L128 233H126L125 235H126V237H127ZM132 234V233H131ZM193 234V233H192ZM242 234V233H241ZM52 235V234H51ZM68 235H66L67 236V240H66V242L68 243V242H71L70 241V236H69V238H68ZM78 235V236H77ZM90 235V234H89ZM94 235V236H93ZM93 235H91V236H89L90 237V239H87V241L89 242V243H96V242H98V241H100V240H98V238L96 239V236H95V234L93 233ZM136 235H137V233H136ZM140 235V234H139ZM199 235V234H198ZM201 235H203V234H200L199 236H201ZM209 235V234H208ZM3 236V237H2ZM33 236V235H32ZM39 235H37V237H38ZM58 236V237H57ZM60 236V237H59ZM64 236V235H63ZM65 236V237H66ZM95 237V238H93V237ZM115 236V237H114ZM122 236V237H123ZM134 236V235H133ZM143 236H144V234H143ZM142 236V237H143ZM198 236V237H199ZM13 237V236H12ZM35 237V236H34ZM43 237V236H42ZM51 237V236H50ZM65 237H64V239H65ZM86 237V236H85ZM121 237V238H122ZM141 237V236H140ZM202 237L203 236H201V238L200 239H202ZM209 237H210V235H209ZM4 238V239H3ZM36 238V237H35ZM56 238H54L53 237V239L54 240H56ZM83 238V237H82ZM131 238V237H130ZM133 238H135V236L133 237ZM150 238V237H149ZM169 238V237H168ZM205 238V237H204ZM249 238L250 239H248V241L249 242H251V243H259V242H262V241H264V238L263 239H261V238H259L255 233H253V234H251V236H249ZM9 239H11L10 238V235H9ZM13 239V238H12ZM20 239H22V238H20ZM63 238L60 240L61 242L62 241H64L65 242V240H64ZM72 239V238H71ZM85 239V238H84ZM82 240V241H86V239L85 240ZM117 239H119V238H117ZM233 239H235V241L237 242V243H240V244H242L243 242H244V240L241 238V236L240 235H237V233H236V237H234ZM15 240V239H14ZM13 240V242H11V243H14V242H16V241H14ZM34 240V239H33ZM32 240V241H33ZM41 240V239H40ZM39 240V241H40ZM43 240V239H42ZM42 240H41V242H42ZM53 240V241H54ZM76 240H74V241H76ZM78 240L76 241V242H78ZM128 240V239H127ZM130 240V239H129ZM138 240V239H137ZM209 240V239H208ZM28 241V240H27ZM26 241V242H27ZM30 241V240H29ZM59 241V242H60ZM132 241H134L133 239H132ZM131 240L130 241H128V242H132ZM143 241V240H142ZM141 241V242H142ZM149 241H151V239L149 240ZM206 241H207V239H206ZM229 241V240H228ZM2 241L0 240V243H1ZM7 242V241H6ZM25 242V241H24ZM34 242H35V240H34ZM40 242V243H41ZM55 242H58V241H55ZM63 242V243H64ZM65 242V243H66ZM104 242H102V244L104 243ZM138 242V241H137ZM140 242V241H139ZM144 242V241H143ZM147 242V241H146ZM146 242H144V243H146ZM227 242V241H226ZM4 243V246H5V242H3ZM28 243V242H27ZM44 243V242H43ZM93 243H92V246L93 247H95V245H93ZM101 243V242H100ZM111 243V242H110ZM143 243V245L142 246H144L145 244ZM231 243V242H230ZM15 244V245H14ZM14 244H12V245H14V248L13 249H15V246H17V244L16 243H14ZM58 244V243H57ZM57 244H55V245H57ZM105 244V243H104ZM107 244H109V243H107ZM209 244V243H208ZM9 244H8V242H7V246H8ZM22 244H20V246H21ZM23 245H26L25 243L23 244ZM33 245H35V244H33ZM32 245V246H33ZM36 245H39V247L38 246H36V248L38 247V250L39 251H37V253H34V251L32 252V253H34L33 254V257H35V258H33V257H31L30 258V256H29V254H28V249L30 248L29 247V245H28V248H27V254H28V256H29V258L31 259V260H33V259H35V261H36V255L38 256L39 254H38V252L39 253H42L43 251H42V248L44 249V246H46V245H44L43 247H41L40 248V244H38V242L36 241ZM64 245H67V244H64ZM64 245L62 244V246L64 247ZM73 245V244H72ZM99 245V244H98ZM109 245H112V244H109ZM120 245H122V244H120ZM132 245H134L133 243H132ZM141 245V244H140ZM140 245H139V247H140ZM149 245V244H148ZM151 246H152V241H151V244H150ZM0 246H2L3 248H4V246H3V244L2 245H0ZM9 246H11V244L9 245ZM31 246V247H32ZM62 246H61V248H62ZM68 246V245H67ZM74 246H75V244H74ZM91 246V244L88 246V247H90ZM102 246V245H101ZM105 246V245H104ZM203 246V245H202ZM2 247H0V248H2ZM22 247V246H21ZM25 247H27V246H25ZM35 247V246H34ZM56 247V246H55ZM108 247V246H107ZM114 247V249H115V246H109V248L111 249V248H113ZM132 247V246H131ZM17 248V247H16ZM96 248V247H95ZM108 248V249H109ZM122 248V247H121ZM144 248V247H143ZM153 248V247H152ZM5 249V248H4ZM18 249H19V251L20 250H22L23 249V247L20 249V247H18ZM47 249H50V248H47ZM56 249V248H55ZM63 249V248H62ZM64 249H66V248H64ZM71 249H72V247H71ZM74 249V248H73ZM90 249V248H89ZM92 249H94V248H92ZM97 249V248H96ZM105 249V248H104ZM109 249V250H110ZM123 249V248H122ZM121 249V250H122ZM125 249V248H124ZM129 249V248H128ZM135 249V248H134ZM140 249V248H139ZM138 249V250H139ZM205 249V248H204ZM1 250V249H0ZM6 250H7V248H6ZM11 250H12V248H11ZM10 250V251H11ZM17 250V249H16ZM16 250H15V252H16ZM32 250V249H31ZM34 250H36V249H34ZM120 250V251H121ZM136 250V249H135ZM18 251V250H17ZM42 251V252H41ZM65 251V250H64ZM112 251V250H111ZM116 251H117V249H116ZM116 251H114V252H116ZM126 251V250H125ZM124 251V252H125ZM127 251H130V250H127ZM175 251H176V249H175ZM204 251V250H203ZM8 252V251H7ZM11 252H13V251H11ZM20 252H22V257L24 258V257H27L28 258V256H27V254H25L26 256H23L24 254H23V252L24 251H20ZM46 252V250L44 251V256H45V253ZM50 252V251H49ZM60 252V251H59ZM73 252V251H72ZM105 252H107V251H105ZM121 252H123V251H121ZM121 252L120 253H118L117 252V254L115 253V255H116V257H117V255L118 254H121ZM132 252V251H131ZM131 252H129V253H131ZM154 252V251H153ZM179 252V251H178ZM211 252V251H210ZM1 253L2 252H0V255H1ZM75 253V252H74ZM108 253V252H107ZM126 253V252H125ZM124 253V254H125ZM200 253V252H199ZM206 253V252H205ZM2 254H4V253H2ZM50 254V253H49ZM69 254H70V252H69ZM170 254V253H169ZM175 254V253H174ZM173 254V255H174ZM180 254V253H179ZM9 254H7V256H8ZM10 255L12 256V254L10 253ZM16 255V254H15ZM18 255H19V253H18ZM31 255V254H30ZM42 255V258H41V260L44 258V256ZM112 255H114V254H112ZM127 255V254H126ZM130 255H132V254H130ZM151 255V254H150ZM162 255V254H161ZM172 255V254H171ZM253 255V254H252ZM6 256V257H7ZM41 256V255H40ZM47 256V255H46ZM107 256H109V255H107ZM121 256V255H120ZM200 256V255H199ZM207 256V255H206ZM212 256V255H211ZM220 256V255H219ZM4 257V256H3ZM5 257V258H6ZM20 257H21V254H20ZM81 257V256H80ZM110 257H114V256H110ZM116 257H115V259H116ZM127 257V256H126ZM130 257V256H129ZM132 257H134L133 255H132ZM131 257V258H132ZM181 257V256H180ZM12 258V257H11ZM10 258V259H11ZM33 258V259H32ZM39 258V257H38ZM37 258V259H38ZM90 258V257H89ZM117 258H121V257H117ZM135 258V257H134ZM171 258V257H170ZM188 258V257H187ZM210 258V257H209ZM6 259H8V261H9V258H6ZM30 259H28V260H30ZM45 259V258H44ZM43 259V260H44ZM79 259V258H78ZM115 259H113V261H114V263H115V261H117V260H115ZM122 259V258H121ZM120 259V260H121ZM129 259V258H128ZM176 259H177V257H176ZM212 259V258H211ZM220 259V258H219ZM1 261L3 260V258H1L0 259ZM15 260H17L16 258H15ZM38 260H40V258L38 259ZM119 260V259H118ZM167 260V259H166ZM186 260V259H185ZM190 260V259H189ZM5 261V260H4ZM45 262H44V264L46 263L47 264V262L46 261H48V260H44ZM53 261V260H52ZM134 261V260H133ZM175 261V260H174ZM179 261V260H178ZM196 261V260H195ZM13 262H14V260H13ZM18 262V261H17ZM25 262V261H24ZM27 262V261H26ZM31 262V261H30ZM29 262V263H30ZM79 262V261H78ZM120 262V261H119ZM117 263V264H120V263ZM121 262H122V260H121ZM126 262V261H125ZM159 262V261H158ZM157 262V263H158ZM183 262V261H182ZM6 263V262H5ZM9 264H13V263H10V262H8ZM15 263V262H14ZM28 263V264H29ZM92 263V262H91ZM103 263V262H102ZM113 263V264H114ZM128 263V262H127ZM130 264H131V262H129ZM128 263V264H129ZM135 263H137L136 262V260H135ZM154 263H156V262H154ZM2 264V263H1ZM4 264V263H3ZM7 264V263H6ZM18 264H21V263H18ZM89 264V263H88ZM116 264V263H115ZM126 264V263H125ZM134 264V263H133ZM187 264V263H186Z\"/></svg>",
    "mask_w": 264,
    "mask_h": 264
}]
</instances>
